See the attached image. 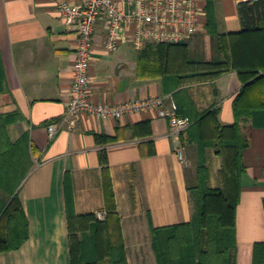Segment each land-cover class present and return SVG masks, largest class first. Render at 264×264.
I'll return each instance as SVG.
<instances>
[{"label":"crops","instance_id":"0c3cea01","mask_svg":"<svg viewBox=\"0 0 264 264\" xmlns=\"http://www.w3.org/2000/svg\"><path fill=\"white\" fill-rule=\"evenodd\" d=\"M116 1L128 7V0ZM245 1L249 0H213L220 33L241 30L238 4ZM199 3L201 29L184 42L188 60L196 63L183 71L194 75L183 78L177 88L186 91L194 112L217 108L219 122L232 124L233 101L243 83L234 69L216 77L197 75L224 58L217 37L206 29L207 0ZM134 27L128 26L127 37L115 52H107L103 22L96 24L91 99L119 103L168 96L176 103L177 89L166 91L165 79L138 73L139 50L130 41ZM76 45V26L64 23L53 0H0V114L16 115L6 126L8 138L15 142L28 133L33 159L18 189L29 235L19 248L0 252V264H71L67 202L78 217L103 211L104 217L96 218L104 220L106 180L113 192L127 264H157L152 229L192 218L189 187L197 182V145L183 141L188 128L174 131L155 110L121 118L82 112L69 128L65 115ZM51 123L57 125L52 138ZM241 125L249 146L242 154L245 171L236 206V238L240 243L264 241V125ZM179 147L183 160L177 155ZM205 157L209 186L223 187L224 155L207 147Z\"/></svg>","mask_w":264,"mask_h":264},{"label":"trees","instance_id":"16d2710c","mask_svg":"<svg viewBox=\"0 0 264 264\" xmlns=\"http://www.w3.org/2000/svg\"><path fill=\"white\" fill-rule=\"evenodd\" d=\"M206 29L218 39L224 57L209 63V69L197 75L216 77L229 69L237 71L243 85L233 101L235 120L222 124L219 110L193 111L186 91L180 86L188 60L185 43L147 42L139 50L137 70L147 78L162 77L166 91L176 97L177 114L188 116L192 123L183 141L198 148L197 182L189 187L193 214L189 222L152 229V244L157 264H264V241L240 243L236 238V206L245 171L242 154L249 137L241 123L264 125V0L238 4L242 28L238 32L220 33L213 0H207ZM205 65V64H204ZM14 113L0 114V252L19 248L28 238L29 223L18 189L33 165L29 134L11 142L6 132ZM212 147L224 155L221 173L223 187L208 184L209 171L205 151ZM225 172L229 174L228 178ZM108 213L104 220L94 214L76 216L67 202V219L71 264H127L121 239L120 221L113 192L106 180Z\"/></svg>","mask_w":264,"mask_h":264},{"label":"built area","instance_id":"2783aa9c","mask_svg":"<svg viewBox=\"0 0 264 264\" xmlns=\"http://www.w3.org/2000/svg\"><path fill=\"white\" fill-rule=\"evenodd\" d=\"M65 24L77 28V45L72 63V82L65 119L69 128L75 126L80 113L97 117L121 118L124 115L155 110L167 119L176 132L185 131L192 123L188 116L177 114V104L168 96L135 98L119 103L94 102L90 93V64L94 49L96 24L103 22L105 36L103 48L115 52L127 37L128 26L134 25L130 41L137 50L147 42L178 44L189 40L201 29L202 8L199 0H128V7H121L116 0H53ZM57 125H48L52 138ZM180 160L184 158L181 147L177 149ZM96 216L104 217L103 211Z\"/></svg>","mask_w":264,"mask_h":264}]
</instances>
